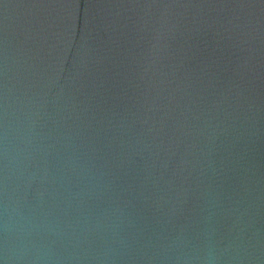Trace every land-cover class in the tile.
<instances>
[{
	"label": "water",
	"instance_id": "water-1",
	"mask_svg": "<svg viewBox=\"0 0 264 264\" xmlns=\"http://www.w3.org/2000/svg\"><path fill=\"white\" fill-rule=\"evenodd\" d=\"M0 264H264V0H0Z\"/></svg>",
	"mask_w": 264,
	"mask_h": 264
}]
</instances>
